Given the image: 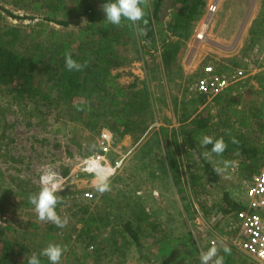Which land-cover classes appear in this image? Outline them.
I'll use <instances>...</instances> for the list:
<instances>
[{"label": "rangeland", "instance_id": "1", "mask_svg": "<svg viewBox=\"0 0 264 264\" xmlns=\"http://www.w3.org/2000/svg\"><path fill=\"white\" fill-rule=\"evenodd\" d=\"M209 1L190 35L182 39L177 63L167 67L161 60V31L169 29L172 10V0H165L155 44L144 46L143 58L120 69L117 80L129 92H150L152 118L139 141L131 133L114 132L106 115L95 130L70 121L64 110L42 108L39 116L32 115L31 105L16 104L0 87V202L1 217L6 216V227H11L15 258L10 264H37L39 256L48 261L44 264H229V257L239 264H261L240 249L234 217L223 209L225 194L239 199L243 185L261 165L252 163L246 151L264 145V76L247 79L237 94L226 92L215 99L199 94L194 82L209 61L228 67L244 55L260 54L264 0H216L214 13L208 12ZM0 5L29 15L16 19L0 9V32L9 46L24 54L32 53L36 44L47 48L51 29L78 32L85 22L84 17L71 16V26L63 28L32 10V2L0 0ZM203 26L205 38L199 40L196 34ZM141 40L146 42L144 35ZM235 100L238 103L231 105ZM236 110L250 115L247 124ZM138 114V121L149 119L147 113ZM200 122L210 127L208 141L194 149L186 142V131ZM102 133L112 137L102 158L108 168L104 176L102 170H83L86 158L102 154ZM237 136L239 146L232 149ZM171 156L182 172L180 186L169 170ZM204 162L218 171L217 183L208 181ZM236 163L239 171L228 172ZM44 176H53V192L66 194L58 216L64 236L48 226L53 213L46 195L53 192L42 183ZM86 191L94 198H86ZM88 219L96 221L91 229ZM128 220L137 240L123 229ZM211 237L217 239L215 246L209 243Z\"/></svg>", "mask_w": 264, "mask_h": 264}, {"label": "trees", "instance_id": "2", "mask_svg": "<svg viewBox=\"0 0 264 264\" xmlns=\"http://www.w3.org/2000/svg\"><path fill=\"white\" fill-rule=\"evenodd\" d=\"M165 0H14L16 4L32 2V10L44 13V19L56 26L67 28L72 22L68 17H84V24L78 32L65 29H51L47 48L37 45L33 52L24 54L9 46L4 34L0 32V87L12 94L16 104L31 105V114L39 116L42 108L64 110L70 121L83 122L95 130L106 115L110 118V128L122 136L131 133L139 141L147 132L151 120V96L147 89L129 92L120 85V69L126 68L136 59L144 57V46H153L156 24L162 25L161 11ZM207 0H172L169 29H163L161 60L164 66L177 63L183 50V38L190 35L194 21L204 11ZM0 9L8 15L23 19L29 15L17 14L4 6ZM61 15L62 18H57ZM32 18H38L34 16ZM42 32L46 31L40 23ZM142 35L146 42L142 43ZM171 36H175L173 38ZM18 37V35H17ZM36 38L35 31L32 34ZM47 39V40H48ZM116 71V73H114ZM238 100L230 104H237ZM149 114L148 118L137 120L138 112ZM234 114L247 124L250 115L242 111ZM90 128V127H89ZM59 130V128H58ZM210 127L200 122L186 131V142L196 149L199 142L208 141ZM162 128V136L166 135ZM232 143V149L239 146L240 137ZM244 146H241V148ZM247 157L252 163H262L264 145L249 146ZM177 185L181 184V170L172 157L168 162ZM204 172L210 183L219 181L218 171L208 162L203 163ZM255 169V168H254ZM257 169V168H256ZM168 171V169H167ZM63 191L48 193L49 228L57 227L56 233L64 236L59 216L60 204L66 194ZM33 203L29 201L28 204ZM224 211L230 213L241 206L228 194L224 196ZM4 208L0 202V217ZM88 219V224H95ZM62 229V230H61ZM126 230L137 240V230L130 220L123 223ZM11 227H0V264H10L15 256L11 252ZM15 234V231H12ZM52 237L51 232H46ZM191 241V240H190ZM19 244V243H18ZM37 264H44L45 257L39 256ZM229 264H239L229 257Z\"/></svg>", "mask_w": 264, "mask_h": 264}, {"label": "built area", "instance_id": "3", "mask_svg": "<svg viewBox=\"0 0 264 264\" xmlns=\"http://www.w3.org/2000/svg\"><path fill=\"white\" fill-rule=\"evenodd\" d=\"M218 8L216 0L208 2V12L214 13ZM205 26V25H204ZM197 31V38L203 40L205 38V27ZM264 76V47L260 54H248L241 57L238 63L228 67H220L219 63L207 62L203 65L202 72L194 82L196 91L207 98L215 99L216 97L226 93L233 92L237 94L241 90L247 79L253 77ZM111 134L102 133L100 138V146L102 154H96L84 160L83 170L95 172L102 170V174H106L108 169L103 165V154L108 152L111 146ZM240 169L238 163L232 165L228 172L235 173ZM53 176L42 177V183L49 184L50 191H55L56 183ZM243 193L236 201L240 204V209L230 212L233 215L234 228L239 229L241 238L238 245L242 251L251 257H254L261 264H264V159L255 173L252 175L249 183L243 185ZM85 197L92 199L94 193L86 191ZM6 216L0 217V227L6 226ZM209 243L216 245L217 239L211 237Z\"/></svg>", "mask_w": 264, "mask_h": 264}, {"label": "bare ground", "instance_id": "4", "mask_svg": "<svg viewBox=\"0 0 264 264\" xmlns=\"http://www.w3.org/2000/svg\"><path fill=\"white\" fill-rule=\"evenodd\" d=\"M103 176H104V174H103Z\"/></svg>", "mask_w": 264, "mask_h": 264}]
</instances>
